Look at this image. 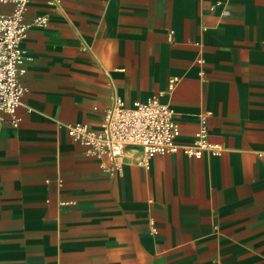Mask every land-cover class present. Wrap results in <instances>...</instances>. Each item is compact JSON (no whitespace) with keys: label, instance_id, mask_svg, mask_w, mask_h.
<instances>
[{"label":"crops","instance_id":"obj_1","mask_svg":"<svg viewBox=\"0 0 264 264\" xmlns=\"http://www.w3.org/2000/svg\"><path fill=\"white\" fill-rule=\"evenodd\" d=\"M39 15L20 125L0 126V264H264V0H33ZM153 96L182 143L210 113L221 154L147 168L129 148L109 171L68 134Z\"/></svg>","mask_w":264,"mask_h":264},{"label":"built area","instance_id":"obj_2","mask_svg":"<svg viewBox=\"0 0 264 264\" xmlns=\"http://www.w3.org/2000/svg\"><path fill=\"white\" fill-rule=\"evenodd\" d=\"M32 1L0 0V126L5 115L9 116L12 126L20 125L18 109L22 97L28 92L22 76L30 59L21 43L32 26L47 27L50 22L46 15L26 21V12ZM59 2L47 0L51 7ZM5 5H10L12 10L3 11ZM199 62L203 63L202 60ZM176 83L177 79H171L169 89L173 90ZM209 114L201 115L192 141L182 143L179 141L181 128L175 121V111L162 103L159 96L132 106H126L123 99L117 97L110 107L103 110L99 130L77 123L67 125V131L74 141L84 147L85 155L98 160L106 170L121 171L129 148L137 149L141 155L138 164L149 168L151 160L158 155L167 156L180 151L196 158H202L205 153L220 155L222 149L209 141Z\"/></svg>","mask_w":264,"mask_h":264}]
</instances>
